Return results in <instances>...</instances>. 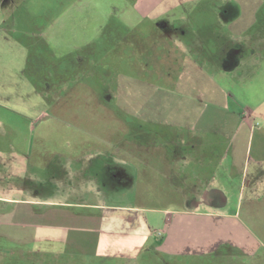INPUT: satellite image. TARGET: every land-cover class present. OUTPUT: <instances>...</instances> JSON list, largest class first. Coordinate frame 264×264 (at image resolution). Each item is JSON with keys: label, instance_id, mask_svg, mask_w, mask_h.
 <instances>
[{"label": "crops", "instance_id": "1", "mask_svg": "<svg viewBox=\"0 0 264 264\" xmlns=\"http://www.w3.org/2000/svg\"><path fill=\"white\" fill-rule=\"evenodd\" d=\"M116 1L0 7V243L264 264V0Z\"/></svg>", "mask_w": 264, "mask_h": 264}, {"label": "rangeland", "instance_id": "2", "mask_svg": "<svg viewBox=\"0 0 264 264\" xmlns=\"http://www.w3.org/2000/svg\"><path fill=\"white\" fill-rule=\"evenodd\" d=\"M62 3H72V4H83L84 6L88 5L89 10V19H95L98 21H103L108 19L106 15L112 14L111 12L106 11V13L97 11L99 8L105 10L108 9V6H113V3H117L116 0H0V7L2 5H8L13 8L17 5H52V4H62ZM98 8V9H96ZM0 8V20L6 19L8 16L10 20L14 19L10 16H14L15 13H6L1 11ZM8 15V16H7ZM113 15V14H112ZM7 16V17H6ZM6 17V18H5ZM42 49V45H41ZM12 49H8L9 53ZM41 65L44 67L41 68L40 78L44 81L48 79V68L47 60L41 61ZM41 88L44 90L47 89V84ZM130 198L123 199L122 201L117 202L116 204L107 205L112 207L110 211H113L115 215H124L127 213L136 214L141 217L144 221V226L147 227L150 235H147L145 239L141 241V247L129 251L128 253H108V254H97V255H81V253L72 251H63V246L61 245H50L48 243H37L35 245L29 244L25 240V244L16 243L15 245H4L0 243V260L4 259L6 264H177L176 259L167 256L166 254H161L159 250V242L157 241L160 238L157 234L162 232L166 226V218L168 217L167 209H170L174 206L161 203H153L149 206L150 209H147L146 212L141 210L140 212H127L123 210V206L133 205V202ZM144 207L145 205L142 204ZM27 241V242H26ZM28 243V244H27ZM3 244V245H2ZM155 245V246H154ZM9 248L8 252L5 253L2 247ZM39 246V249H49L41 252H28L27 250H32L31 247ZM29 261V262H27ZM33 262V263H32ZM36 262V263H35ZM184 264H215L210 258L196 259V261H184ZM220 264V263H218Z\"/></svg>", "mask_w": 264, "mask_h": 264}]
</instances>
